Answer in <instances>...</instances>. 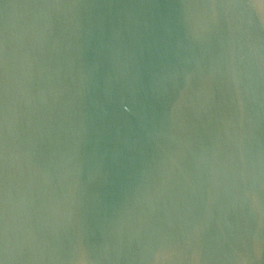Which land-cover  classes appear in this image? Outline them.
<instances>
[{"label": "water", "instance_id": "1", "mask_svg": "<svg viewBox=\"0 0 264 264\" xmlns=\"http://www.w3.org/2000/svg\"><path fill=\"white\" fill-rule=\"evenodd\" d=\"M0 264H264V0H0Z\"/></svg>", "mask_w": 264, "mask_h": 264}]
</instances>
